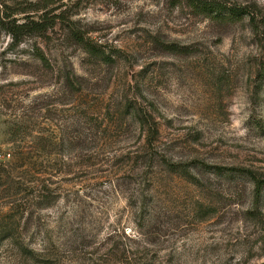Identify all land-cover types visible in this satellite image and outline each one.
I'll return each mask as SVG.
<instances>
[{
  "label": "rangeland",
  "instance_id": "1",
  "mask_svg": "<svg viewBox=\"0 0 264 264\" xmlns=\"http://www.w3.org/2000/svg\"><path fill=\"white\" fill-rule=\"evenodd\" d=\"M81 4L110 60L61 27L44 67L0 33V264H264V190L255 217L252 179L215 168L264 179V26Z\"/></svg>",
  "mask_w": 264,
  "mask_h": 264
},
{
  "label": "trees",
  "instance_id": "2",
  "mask_svg": "<svg viewBox=\"0 0 264 264\" xmlns=\"http://www.w3.org/2000/svg\"><path fill=\"white\" fill-rule=\"evenodd\" d=\"M82 0H0V33L7 34L10 39L9 49L18 48L22 44L31 42L26 46V51L33 60L44 67H52L51 61L44 49L45 37L55 32L58 28H63V36L67 39L75 40L83 49L94 57L102 60H110L97 44L92 43L88 36V30L78 26L80 20L77 19L81 9ZM187 3L197 13L209 17L221 23H236L248 21L258 27L264 26V13L257 4L242 5L232 3L229 0H186ZM63 23H66L65 25ZM64 26V27H63ZM164 49L178 51L179 47L175 43H162ZM171 170H182L181 164L164 160ZM220 173L239 175L251 178L254 182V207L250 212L255 217L263 212L259 209L262 193L264 190V179L258 178L249 169L237 167L215 166ZM214 168V169H215Z\"/></svg>",
  "mask_w": 264,
  "mask_h": 264
}]
</instances>
